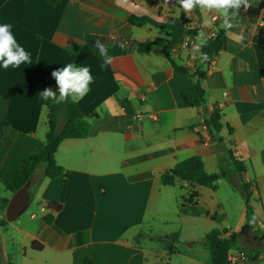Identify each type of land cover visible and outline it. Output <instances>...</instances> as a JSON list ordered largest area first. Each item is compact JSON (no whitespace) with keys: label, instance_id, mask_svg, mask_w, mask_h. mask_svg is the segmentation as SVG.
<instances>
[{"label":"crops","instance_id":"0c3cea01","mask_svg":"<svg viewBox=\"0 0 264 264\" xmlns=\"http://www.w3.org/2000/svg\"><path fill=\"white\" fill-rule=\"evenodd\" d=\"M249 2L238 26L226 29L222 19L199 9L191 17L178 13L176 0H0V24L12 26L32 62L0 66V224L6 221L0 243L7 264H212L205 242L213 229L233 241L232 251L248 254L245 264H264V0ZM178 21L203 25L198 43L201 31L207 38L225 30L227 38L210 62L197 58L187 66L206 73L200 83L207 111L218 106L222 112L218 139L207 144L188 77L162 47L139 50L140 43L177 29ZM96 40L107 47L111 64L104 66ZM68 63L88 67L93 77L76 102L90 131L61 142L55 157L65 173L51 179L39 168L32 200L19 212L17 195L4 183L41 149L48 131L41 92L57 87L51 73ZM147 113L158 119L137 118ZM193 156L207 173L225 172L216 189L179 179L162 183V173ZM191 189L198 192L193 202ZM50 203L61 210L53 212ZM172 218L191 231L186 249L199 244L200 252L180 248L182 232L171 230ZM174 233L179 242L171 251L159 238Z\"/></svg>","mask_w":264,"mask_h":264},{"label":"trees","instance_id":"16d2710c","mask_svg":"<svg viewBox=\"0 0 264 264\" xmlns=\"http://www.w3.org/2000/svg\"><path fill=\"white\" fill-rule=\"evenodd\" d=\"M130 21L136 25H142L143 23L137 18H131ZM183 35L184 21H178L177 29L166 33L164 37H158L155 40L140 43L139 50L146 52L152 50L156 46L162 47L165 54L172 61L174 67L188 77L194 93V100L191 104L202 109V114L206 116L205 124L208 126L209 134L211 138L216 140L218 139V133L222 128V112L218 106H215L214 110L210 112L205 108V90L200 83V79H203L206 73L199 69L193 72L185 66L178 65L172 60L170 55L172 46L179 43L183 38ZM226 43L227 38L225 30L217 32L216 38L206 40V44L200 48L201 52L207 54L208 57L207 60L204 61L210 62L219 51L225 48ZM194 77H197L196 81L194 80ZM52 91L57 92V96L59 95L57 87L52 89ZM43 105L47 108L48 126L43 145L39 151L29 154L4 183L7 191L13 195H17L15 202L20 201V205L17 206L20 208L19 212L25 209L30 203L28 200L29 195L35 187L33 185H35L37 170L39 168H42V175L44 177L51 179H55L65 173L64 168L57 163L55 157L61 142L65 139L85 138L90 131V124L87 121L88 115L83 114L78 108L77 103L72 102L71 98L61 103H56L51 99L44 100ZM126 108L128 107L126 106ZM60 123L63 124L61 131L58 130ZM235 164L239 171L243 170L241 162L235 161ZM221 176H225V172L222 171L213 174L207 173L202 159L199 156H193L179 162L173 168L166 170L162 173L161 180L163 184L171 186L175 184L177 179H179L183 182L189 183L192 188L204 186L216 189L217 182ZM248 186V184L244 185L247 198L249 195L247 190ZM197 197V190L191 189L189 192V202H193ZM7 202H9V199L6 200V203ZM49 208L53 212H57L61 210L62 205L58 203H50ZM250 213L251 208L248 205L247 216L250 215ZM44 220L48 224H51L53 216L47 215L44 217ZM5 224L6 221H3L0 225ZM159 239L166 241L172 251V244L179 242V235L177 233L168 234ZM205 245L211 253L212 264H228V254L233 248V241L224 238L221 230H211L206 235ZM35 247L40 248L41 245L35 243Z\"/></svg>","mask_w":264,"mask_h":264},{"label":"clouds","instance_id":"9594fccd","mask_svg":"<svg viewBox=\"0 0 264 264\" xmlns=\"http://www.w3.org/2000/svg\"><path fill=\"white\" fill-rule=\"evenodd\" d=\"M165 4L168 0H164ZM180 8L178 13L182 10L188 17L199 9L201 14L211 17V19H222L223 26L226 29L237 27V17L240 15V9L245 11L252 5L249 0H176ZM208 21H205L207 26ZM10 24H0V66L7 69L9 66L18 67L22 63L31 65L30 55L21 47L11 32ZM200 43L194 46L192 52L195 56L199 53L202 60H207V54L200 52V48L206 44V36L203 31L198 35ZM241 35L237 42H242ZM95 47L99 50V54L104 58V66L113 62V57L108 54L107 47L96 40ZM56 81L57 92H53L51 88H46L41 92V97L44 100H53L56 103L65 102L71 98L72 102H77L82 99L89 90V85L93 81L90 69L88 67H77L73 63H68L58 70L51 73Z\"/></svg>","mask_w":264,"mask_h":264},{"label":"built area","instance_id":"2783aa9c","mask_svg":"<svg viewBox=\"0 0 264 264\" xmlns=\"http://www.w3.org/2000/svg\"><path fill=\"white\" fill-rule=\"evenodd\" d=\"M214 20H218L214 19ZM201 24H195L190 22L184 23V35L181 41L175 45L172 46L170 50V55L172 58H178L184 63V66H195V61L197 58L201 59V56L199 53H196L195 56L193 55V48L197 44V31L202 27ZM217 36L216 31H210L207 40L208 39H214ZM201 52V50H200ZM141 99L143 101L146 100L145 96H142ZM143 116H146L150 119H158L157 115L155 113H147L145 115H139L137 116L138 119H142ZM206 116L204 114H201V123L199 125V131H201L204 134V140L207 144L211 140V136L209 134L208 126L205 124ZM248 254L245 251L237 250V251H230L228 254V264H245L248 260Z\"/></svg>","mask_w":264,"mask_h":264},{"label":"rangeland","instance_id":"374dc122","mask_svg":"<svg viewBox=\"0 0 264 264\" xmlns=\"http://www.w3.org/2000/svg\"><path fill=\"white\" fill-rule=\"evenodd\" d=\"M36 203L37 202L34 201L27 211L30 212L31 210H35L36 206H37ZM19 205H20V201L15 202L14 209H16L17 206H19ZM169 217H171V216H169ZM172 222H174V224L173 223L171 224V227H170L171 230H173V232L176 231V230H181V232H182V237H181L182 243L180 245V248L183 249L184 251L189 252V253H198V252H200V249H199V246H198L199 244H197V246H195L193 248H191V247L189 248V246L187 245V247L189 249H186V244H191V242H192L190 239H187V236L191 232L190 229L184 227L176 218H172ZM196 236L198 237V239H197L198 242H202V241L205 240L204 239V235H201L199 232L196 234Z\"/></svg>","mask_w":264,"mask_h":264},{"label":"water","instance_id":"95a60500","mask_svg":"<svg viewBox=\"0 0 264 264\" xmlns=\"http://www.w3.org/2000/svg\"><path fill=\"white\" fill-rule=\"evenodd\" d=\"M242 9V8H241ZM241 9L239 11H241ZM29 201L32 200V194L29 195ZM0 264H7L4 249L2 244L0 243Z\"/></svg>","mask_w":264,"mask_h":264}]
</instances>
